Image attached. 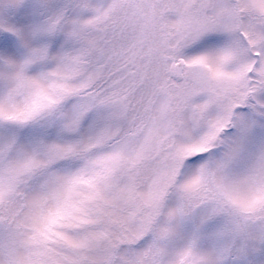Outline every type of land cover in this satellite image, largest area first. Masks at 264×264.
Returning <instances> with one entry per match:
<instances>
[{"label": "snow or ice", "instance_id": "6c2138e0", "mask_svg": "<svg viewBox=\"0 0 264 264\" xmlns=\"http://www.w3.org/2000/svg\"><path fill=\"white\" fill-rule=\"evenodd\" d=\"M0 264H264V0H0Z\"/></svg>", "mask_w": 264, "mask_h": 264}]
</instances>
